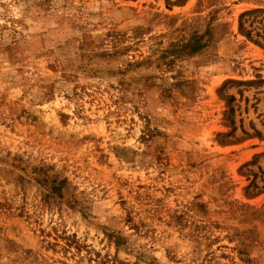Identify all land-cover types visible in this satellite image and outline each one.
Returning <instances> with one entry per match:
<instances>
[{
	"label": "rangeland",
	"instance_id": "1",
	"mask_svg": "<svg viewBox=\"0 0 264 264\" xmlns=\"http://www.w3.org/2000/svg\"><path fill=\"white\" fill-rule=\"evenodd\" d=\"M254 9L0 0V264H264Z\"/></svg>",
	"mask_w": 264,
	"mask_h": 264
},
{
	"label": "trees",
	"instance_id": "2",
	"mask_svg": "<svg viewBox=\"0 0 264 264\" xmlns=\"http://www.w3.org/2000/svg\"><path fill=\"white\" fill-rule=\"evenodd\" d=\"M255 13H264V10H262V9H254V10L247 11V12H244V13L240 14V16H239V30H240V31H241L246 37L250 38L255 44H257V45H261V47H264V43L259 42V40L256 39V38L253 39L252 34H251L252 29H246V28L243 26V18H244L245 16H249V15H252V14H255ZM249 23H250V22H249ZM259 34H260V33L255 32V36H256L257 38L260 37Z\"/></svg>",
	"mask_w": 264,
	"mask_h": 264
}]
</instances>
